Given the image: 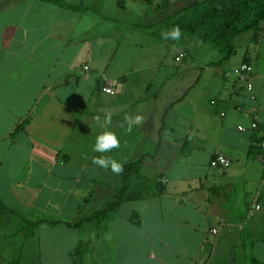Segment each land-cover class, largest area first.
I'll return each mask as SVG.
<instances>
[{
    "label": "crops",
    "instance_id": "obj_1",
    "mask_svg": "<svg viewBox=\"0 0 264 264\" xmlns=\"http://www.w3.org/2000/svg\"><path fill=\"white\" fill-rule=\"evenodd\" d=\"M179 1L0 0V264H98L96 246L100 264H264V73L253 66L255 98L227 77L251 62L249 51L220 72L233 90L219 91L217 73L198 69L192 113L175 103L176 92L148 97L149 89H134L165 65L140 68L139 56L159 59L162 47L173 48L175 62L186 63L185 34L173 43L142 29L145 17L158 21ZM140 44H150L148 52L138 53ZM176 105L185 121L169 120ZM107 114L121 145L103 155L123 166L140 160L162 194L124 203L106 231L96 223L76 228L120 187V174L92 163L102 155L93 146ZM137 115L141 124L127 132L126 118ZM216 154L230 166L211 167ZM44 217L56 223L25 227ZM11 247L18 256L5 259Z\"/></svg>",
    "mask_w": 264,
    "mask_h": 264
},
{
    "label": "trees",
    "instance_id": "obj_2",
    "mask_svg": "<svg viewBox=\"0 0 264 264\" xmlns=\"http://www.w3.org/2000/svg\"><path fill=\"white\" fill-rule=\"evenodd\" d=\"M162 10L167 11L166 8L158 9V11ZM263 22L264 0H197L189 5L178 7L172 12L169 11L168 15L151 22L146 30L149 29L147 32L151 37L165 40L161 32L178 25L182 35L198 34L203 43L219 52L222 56L219 63H222L236 52L235 39L248 32H253L254 38H257ZM166 41L177 42L170 39ZM244 62L250 61L246 58ZM217 155L219 154H216L212 160ZM211 162L210 166L213 167ZM141 163L137 160L124 165L117 193L104 207L81 216L74 227L79 228L85 223H96L101 230L106 231L124 203L160 197L162 188L158 178L151 179L144 176L141 173ZM46 220L43 218L36 222H27L25 227L35 232ZM49 222L56 223L51 220Z\"/></svg>",
    "mask_w": 264,
    "mask_h": 264
},
{
    "label": "rangeland",
    "instance_id": "obj_3",
    "mask_svg": "<svg viewBox=\"0 0 264 264\" xmlns=\"http://www.w3.org/2000/svg\"><path fill=\"white\" fill-rule=\"evenodd\" d=\"M197 0H180V3H176V4H172L169 8V10L172 12L175 9H177L178 7L181 6H185V5H189L193 2H195ZM179 4V6L177 5ZM151 15V14H149ZM156 17V15H155ZM154 17V18H155ZM159 19L161 17L158 16ZM158 19V18H157ZM150 21V20H149ZM151 24L148 23L146 21V17L143 20V24L144 26H142V29L146 30V27ZM141 26V25H140ZM208 32V30H207ZM148 35V33H146ZM203 34V33H202ZM254 33L253 32H248V33H243L240 36H238L235 39V47H236V52L230 57V59H228L227 61L222 62V64L220 66H208L206 63L210 62H218L220 58H222V56L220 55L219 52H217L214 49H211L208 45H206L205 43H203L201 41V39L198 37V34L195 35L194 37L188 34H185V37L181 39L180 41V46L182 48H187L189 50V57L186 60V63H176L175 62V50H173V48L171 50H167L164 47H162V51L159 54V59L157 57H155V55H151L150 58L146 55V57L143 56H139L141 57V59L139 60V62H143L145 63L143 66H140V68L142 67H147L145 66L147 63L149 64H153L152 66H156L160 61L163 60V62L165 63L164 66L152 69V70H148L145 72L144 75H142V77L140 78V83L138 82L137 86L134 87V89H136V92H139L140 94L145 93L146 89H149L148 92V97L151 96V94H154L155 92H158L156 94H159L161 92L166 94L169 93L171 94V91L176 92V94H174L175 97H177L176 99V104H181L185 105V108H187L189 110L190 113H192L190 111V109L196 107H198V74L201 71H204L203 68H205L206 73L211 72L208 71L210 69L208 68H212V70H214V72L217 73V75L219 76L218 79L220 80V88L219 91H223V88H228L229 90H233V87L231 85H229V82H223V80L221 79L220 76V72L222 71V69L224 68H231L234 67L236 65H238L244 57V53L246 51H249L250 54V59H251V63L252 65L257 69L260 70V72L264 73V23L262 25V29L261 32H259V34L257 35V38H254ZM150 36V35H148ZM152 45V44H151ZM178 45V46H179ZM150 46V44H140L139 45V49H138V53L142 52H146L147 47ZM179 50V49H178ZM148 52V51H147ZM180 54V53H179ZM178 54V55H179ZM178 65V66H177ZM207 68V69H206ZM199 69V71H198ZM146 70V69H145ZM144 73V72H143ZM139 76V75H138ZM143 78L144 80L146 78H150L151 80L149 82H146V86H142L143 84ZM222 84V86H221ZM107 87V86H105ZM138 88V89H137ZM203 91V89H201V92ZM210 88L209 90H207V92H202V96L203 99L209 101V97L212 95L210 92ZM219 91L216 93L215 97H219L217 94L219 93ZM201 95V94H200ZM159 97V96H158ZM200 97V96H199ZM157 98V96H156ZM157 103V100H156ZM171 113L169 115V120L170 121H177V123H179L180 121H185L182 119H178L176 118V111H179V105H176V107H172L171 109ZM175 110V111H174ZM178 116V114H177ZM184 122H181V124H183ZM189 124V121H188ZM51 218V217H50ZM49 217H44V219H47L45 221V223H49L50 221ZM16 228V226H12V228ZM44 231V246L47 247V244H49V240H47V234L45 233L46 229H41ZM13 242V241H12ZM11 242V244H12ZM14 244H18L19 242H13ZM64 243V242H63ZM76 243H77V238H76ZM65 244V243H64ZM98 252V253H97ZM9 256H7L5 259H15L18 255L16 253H14V249L11 247L9 248ZM103 256V252L100 253L99 249L96 246V259L99 260L100 264V260L101 257ZM8 264V263H6Z\"/></svg>",
    "mask_w": 264,
    "mask_h": 264
},
{
    "label": "clouds",
    "instance_id": "obj_4",
    "mask_svg": "<svg viewBox=\"0 0 264 264\" xmlns=\"http://www.w3.org/2000/svg\"><path fill=\"white\" fill-rule=\"evenodd\" d=\"M182 30L178 25L173 26L169 30L161 32V36L165 40L179 41L181 39ZM127 132H131L135 126H138L142 122V117L128 116L127 118ZM106 130L98 134L95 139V144L93 146V151L95 153H100V156H94L92 158V163L99 166L102 169L110 170L114 174H121L124 171L123 164L113 159L111 156H106L103 154L110 153L113 149H119L121 145V140L118 134L112 130L107 129V125L111 123V115L107 114L105 116Z\"/></svg>",
    "mask_w": 264,
    "mask_h": 264
},
{
    "label": "built area",
    "instance_id": "obj_5",
    "mask_svg": "<svg viewBox=\"0 0 264 264\" xmlns=\"http://www.w3.org/2000/svg\"><path fill=\"white\" fill-rule=\"evenodd\" d=\"M186 56V53H180L176 57V61L180 62L183 60V58ZM88 67L86 66V69ZM253 72V65L251 62H243L241 65H239L236 69H234L232 72L227 73V77L230 79L231 75L235 76L236 80H234V84H241L243 85L248 91L252 93L251 97L255 98V94L253 93L254 85L252 81V74ZM103 90L109 94H114V90L110 87H104ZM212 103H215V101H212ZM258 127L257 122L252 123V128L256 129ZM240 131H245L246 128L244 126H239ZM260 146L264 149V139L261 141ZM263 164H264V158H263ZM211 165L213 167H228L230 166V160L224 156V155H217L214 160H212ZM260 205H255L254 209H259ZM217 229H213L212 233L217 234Z\"/></svg>",
    "mask_w": 264,
    "mask_h": 264
}]
</instances>
